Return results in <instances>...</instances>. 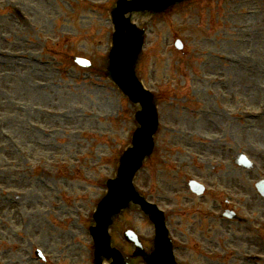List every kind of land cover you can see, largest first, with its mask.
<instances>
[{
  "label": "rangeland",
  "instance_id": "1",
  "mask_svg": "<svg viewBox=\"0 0 264 264\" xmlns=\"http://www.w3.org/2000/svg\"><path fill=\"white\" fill-rule=\"evenodd\" d=\"M89 1L113 6L116 0H87L79 4L78 15L89 34L79 35V45L72 52L87 57L90 55L83 47L101 52L107 49L110 36L107 38L105 31H100L103 35L98 34L100 22L107 23V32L111 34L107 11L93 8ZM202 1L157 22L135 18L138 26L147 29L145 55L138 73L146 87L159 94L160 125L169 127L156 140L157 154L161 156L162 151L171 150L172 159L165 158L166 164L170 163L180 175L174 178L175 173L165 171L166 182L157 181L151 172L152 163H147L136 186L146 193L149 201L156 198L163 211L173 206L171 199L177 206H191L192 201L183 199L191 198L184 188L183 170L194 179L210 183L215 181V175L210 174L208 167L214 165L215 174L224 170L221 177L233 181L234 211L255 225V220L264 213V201L256 195L253 186L264 174L246 173L234 164L230 166L229 161L232 162L239 150H244L264 171V119L248 125L241 120L245 111L261 116L256 111L264 107V0ZM52 2L48 0L46 5ZM60 8L68 13L66 8ZM53 17L47 11L46 18ZM169 21L168 28L165 22ZM57 24L59 27L60 23ZM2 25L8 24L3 21ZM47 35L52 36L49 30ZM174 37L184 42L185 54L169 47L167 41L172 46ZM29 38L19 35L12 43L8 37L0 38V197L20 186L17 185L19 176L23 180L28 178V190L34 196L29 208L35 213L41 206L43 214L26 215L24 227L29 229H23V235L13 238L20 243L30 241L28 256L32 257L36 247L51 260L59 256L58 248L64 240H73L79 247L75 245V250L67 254L68 259L78 257L79 264H90L87 218L103 196V183L114 177L118 153L130 142L133 109L117 91L97 81L95 74L86 73L87 76L68 65L65 58L42 56L48 38L32 37L30 42ZM89 77L100 87L90 85ZM216 78L225 83L216 84ZM121 107L126 114L124 118ZM49 112L58 113L60 121L49 120L46 117ZM167 112L178 115L175 126L179 131L171 127ZM225 116L232 119L238 116L244 127L242 132L230 128L236 148L220 133ZM180 132L186 134L187 141L178 144L176 138ZM8 136L17 143L18 149L11 147ZM205 139L210 142L204 144ZM216 142L219 146L214 145ZM194 144L200 145L198 151L190 148ZM203 165L206 170L199 173L198 167ZM227 168L230 173L225 171ZM210 196L207 198L211 199ZM207 198H203L202 207L211 206ZM221 200H225L223 194ZM1 206L9 228L20 234L22 229L13 228V221H9L13 212L11 205L0 203ZM60 209L67 213L61 215ZM38 222L42 224L40 230ZM71 226L74 231H70ZM125 226L137 230L148 243L153 236L147 221L132 211L118 220L115 229L114 239L122 249L126 248L118 235ZM223 230L228 232L226 227ZM181 232L185 233V229ZM213 232L206 233L205 240L222 246V240L214 236L217 232ZM256 237L249 235L255 242ZM246 239L247 236L242 237L243 241ZM32 264H38L33 257Z\"/></svg>",
  "mask_w": 264,
  "mask_h": 264
},
{
  "label": "water",
  "instance_id": "2",
  "mask_svg": "<svg viewBox=\"0 0 264 264\" xmlns=\"http://www.w3.org/2000/svg\"><path fill=\"white\" fill-rule=\"evenodd\" d=\"M116 23H118V18L116 19ZM119 32H117V35L115 37V45H117V48L114 49L112 53V71H114L117 76H121L124 78L122 81L121 87L122 89L130 93L131 91H137L136 88H134V82L131 78L130 71H129V65L131 63L132 57L134 56L137 48L136 46H133V40H131L129 37L124 36L121 32L122 37L119 40ZM124 40V41H123ZM123 41V42H122ZM129 48H128V46ZM125 57V60H123ZM132 101H139L143 105V113L139 115L138 120L142 124V129L139 130L136 134L135 138V148L134 150H131L128 152L125 157L122 160V182L119 184H116L118 186L124 184L125 188H128L129 181L132 176V174L137 169L140 160L144 155L148 153L150 140L149 136L153 132V127L151 124V118L153 117L150 113V107L149 104L146 102L145 98L141 94H134L131 93L130 96ZM152 122L154 120L152 119ZM116 209L110 208L106 212V216L112 214ZM158 246L162 247V238H158ZM165 248V245H164ZM163 250V249H162ZM152 261L154 264H170V259L168 253H164L160 256V254L157 256H153Z\"/></svg>",
  "mask_w": 264,
  "mask_h": 264
}]
</instances>
